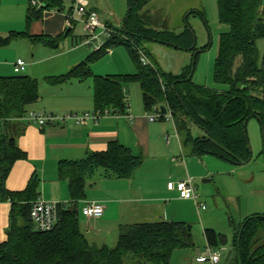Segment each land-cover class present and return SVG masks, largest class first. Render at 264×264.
Wrapping results in <instances>:
<instances>
[{
	"label": "trees",
	"instance_id": "1",
	"mask_svg": "<svg viewBox=\"0 0 264 264\" xmlns=\"http://www.w3.org/2000/svg\"><path fill=\"white\" fill-rule=\"evenodd\" d=\"M152 1L127 0L129 11L124 19L125 28L106 25L115 34L106 39L103 47L66 74L47 77L46 83L61 86L73 80L92 79L95 112L108 111L114 115L125 114L128 109L125 85L137 83L148 112L161 107L171 111L183 149L188 145L194 156L212 155L236 165L249 162L252 156L245 124L258 118L264 131V55L261 58L258 51V42L264 39V0H217L219 22L229 28L221 35L214 68L215 82L228 87L224 92L195 84V72L188 79L192 68L196 69L199 54L193 55V63L181 74H173L159 69L140 48L142 40H151L192 53L198 51L190 28L175 34L145 24L143 13ZM44 5L41 10L29 8L28 22L41 19L46 11L62 12L65 6L64 0H44ZM64 37L10 33L1 43L26 38L34 44L58 48ZM115 46L126 47L137 72L95 76L93 63ZM140 53L151 65H142ZM40 100L37 79L24 75L0 77V202L12 205L7 239L0 244V264H124L130 254L144 264H170L175 251L195 245L187 224L171 221L122 225L114 248L89 243L81 229L83 214L79 208V203L86 199L87 182L100 169L104 170L106 178L129 180L143 164L141 157L116 141L109 144L106 152L89 153L82 160L59 162V177L68 181L72 202L67 209L60 206L53 230L38 232L31 210L39 200L40 179L35 174L25 189L14 192L7 189L13 166L26 160L27 154L19 149L15 140L2 141L1 135L10 121L23 120L27 107ZM164 120L162 117L159 121ZM194 129L201 134L194 136ZM230 222L235 232L234 250L226 264H264V219L256 215L239 225ZM204 236L207 245L214 250L226 239L214 229L205 230Z\"/></svg>",
	"mask_w": 264,
	"mask_h": 264
},
{
	"label": "crops",
	"instance_id": "2",
	"mask_svg": "<svg viewBox=\"0 0 264 264\" xmlns=\"http://www.w3.org/2000/svg\"><path fill=\"white\" fill-rule=\"evenodd\" d=\"M85 1L88 2L89 10L95 11L103 24L114 27L113 24L122 22L115 12L104 7L102 1ZM74 2L75 0H64L65 6L62 12L46 11L41 19L28 22L29 1L17 0L13 6H10L9 14L13 17L11 22L6 25L0 24V48H9L12 44L16 48L20 43L15 44V42L19 40L32 43L26 38H18L10 43L2 44L1 42L7 39L10 33H28L31 37L65 36L58 48L39 44L42 45L43 50L35 51L39 57L36 63L32 64L31 78L39 81L41 100L27 107V114L30 112L67 114L95 111L92 79L73 80L61 86H49L45 81L47 77L66 74L86 61L96 51L90 50L95 43L89 42L88 35L86 41L73 36L77 25L82 24L80 22L69 23L68 14ZM4 53L0 50V56ZM107 56H110L109 60L92 65L95 76L129 75L123 74L125 71L117 67L120 62L118 58L128 62L124 59L122 52L110 50ZM33 58L32 55L31 59ZM44 63L48 65L42 66ZM27 67H30V64L27 63ZM126 87L124 90L128 109L125 114L110 113L98 124L67 123L60 126H47L43 129L30 125L24 120H15L7 124L2 134L8 139L15 140L19 149L27 154L26 160L18 161L13 166L7 179V189L13 192L25 189L29 180L36 174L41 182L39 200L49 203H64L70 206L72 202L68 181L59 177L58 164L62 160L77 161L84 159L89 153L106 152L109 144L115 141L143 159V164L129 180L106 178L103 173L96 182L90 184L88 189L86 186V199L79 203L80 210L88 203H101L105 207L103 217L87 218L84 216L85 222L81 223L82 232L89 243L98 247L117 244L119 229L122 225L139 224L143 222L142 220H149L148 218L165 221L163 216L167 214L166 207H168L163 204L165 198H170L171 203L174 204L191 201L180 199L178 193L168 190L167 186L172 183V178L168 174L167 166L160 162L162 158L169 160L173 154L172 149L176 151L179 147L181 152L185 153L181 139L178 138L176 132V146H171L172 138L165 122H150L148 116L153 112H148L143 104L140 107L138 103L131 101V93ZM179 164L182 163L179 162ZM185 168L188 175L187 167ZM11 207L12 205L8 202H0V244L7 239Z\"/></svg>",
	"mask_w": 264,
	"mask_h": 264
},
{
	"label": "rangeland",
	"instance_id": "3",
	"mask_svg": "<svg viewBox=\"0 0 264 264\" xmlns=\"http://www.w3.org/2000/svg\"><path fill=\"white\" fill-rule=\"evenodd\" d=\"M16 1L0 0V24L6 25L11 22L13 17L9 14V10L10 6H13ZM100 1L103 2L104 7L109 11L115 12L118 19H122L120 24H113L116 28H122L128 11L127 0ZM143 15L146 25L160 31L181 34L190 28L195 35V43L199 52L201 48L209 46L208 50L199 53L193 77L194 83L219 92L228 90L227 86L219 85L214 80V68L218 57L220 38L223 33L229 31L227 26L219 22L217 0H154L148 5ZM77 26L76 31L73 32L74 38L79 40L82 38L81 40L86 41L87 34L84 32V25L78 24ZM18 42L20 44L16 48L13 47L14 44L9 48H0V50L5 52L0 56V77L14 76L15 67H13V64L18 59H23L30 64V67H27L26 71L21 75L32 77V64L36 63L39 57L35 51H38V49L43 50L42 45L38 44L37 46L23 40L16 41L15 44ZM100 44L101 42L95 43L90 50H97ZM139 46L148 54L152 62L166 73L181 74L185 67L193 63L192 59L195 53L192 52L169 47L151 40H142ZM111 50L122 52L125 56L124 59L128 61L118 58L120 62L117 67L121 71H125L123 74H134L137 72L134 61L126 47L115 46ZM258 51L262 58L264 55V39L258 42ZM32 55L34 56L33 59H31ZM109 59L110 56L106 55L93 63V65ZM47 65L48 63L42 64V66ZM126 88L131 93V101L138 103V106L141 107L143 99L139 85L133 82L127 84ZM164 122L169 128L167 131L172 138L173 144L171 146H176L177 136L174 123L171 119H166ZM193 134L198 136L201 132L194 129ZM247 136L252 150V159L243 165H236L212 155L194 156L188 145L184 146L185 153H182L178 147L176 151L172 149L171 153L173 154H171L169 160L167 158L160 159V162L167 166L172 183L177 184L188 177L194 181L199 204L205 207L204 210L198 208L192 200L190 203L181 204L171 203L170 198L163 200V204L168 206L166 207L167 214H162V216L164 215L163 220L185 222L188 229L192 232L195 244L193 247L175 251L170 264H199L197 258L205 256L208 247L204 236V231L207 229H214L218 234L226 237L221 242L220 248L216 250L222 254L220 264H226L234 250L235 232L230 221H234L235 225H239L247 218L256 215L264 216V143L262 125L258 118H252L248 122ZM183 137L185 136L182 135ZM165 145L167 146L166 143ZM179 162L182 164H179ZM185 166L187 167L188 175L185 172ZM103 173L104 170L100 169L96 173L95 178L87 182V189ZM83 217L81 215V223L84 221ZM148 219L142 220V223L161 221L153 218ZM110 245L109 247L114 248L117 244ZM124 264L144 263L141 259L130 254L125 257Z\"/></svg>",
	"mask_w": 264,
	"mask_h": 264
},
{
	"label": "built area",
	"instance_id": "4",
	"mask_svg": "<svg viewBox=\"0 0 264 264\" xmlns=\"http://www.w3.org/2000/svg\"><path fill=\"white\" fill-rule=\"evenodd\" d=\"M30 7L36 10L44 8V0H28ZM69 23L80 22L84 25V31L88 35L89 42L97 43L101 42L100 49L105 44L106 39L112 37L115 32L103 24L99 15L92 10H89L88 2L85 0H75L73 10L68 14ZM97 49V50H98ZM141 63L144 66L151 65L150 60L142 53ZM14 72L16 75L23 74L27 69V63L23 59H18L14 64ZM108 111L101 112H85L75 113L70 112L67 114H56L47 112H30L23 119L30 125L38 126L43 129L47 126H60L67 123H73L75 125H84L88 122L98 124L100 120L109 115ZM162 117L173 121L172 113L167 109V114L163 115L159 108H155L153 113L148 116L150 122L159 121ZM168 190L176 191L180 199L192 200L198 208L205 209V207L199 204L198 195L194 187V181L188 177L181 182L169 183ZM67 209V204L62 203H49L38 200L32 206L31 219L38 232H49L53 230L58 220L59 208ZM105 207L101 203H88L83 209L82 214L87 218H101L104 215ZM222 254L211 247H207L206 255L197 258V262L200 264L210 263L219 264Z\"/></svg>",
	"mask_w": 264,
	"mask_h": 264
},
{
	"label": "water",
	"instance_id": "5",
	"mask_svg": "<svg viewBox=\"0 0 264 264\" xmlns=\"http://www.w3.org/2000/svg\"><path fill=\"white\" fill-rule=\"evenodd\" d=\"M128 11H129V9H128ZM122 28L124 29L125 28V24H123V26H122ZM195 45H196V43H195ZM201 52H203L202 50L199 52V51H197L194 55L195 56H197L199 53H201ZM195 72V68L193 67L192 68V75L188 78L189 80L193 77V73ZM160 111H161V113L163 114V115H166L167 114V108L166 107H161L160 108ZM245 126H247V123L245 124ZM245 134H247V130L245 131ZM1 137H2V141H5V139H6V137H5V135H1ZM248 146H249V150H250V153H251V156H252V150H251V146H250V144H249V141H248ZM246 163H248V162H246ZM243 164H245V163H243ZM243 164H241V165H243ZM263 219H264V216H261ZM241 241V235L239 236V242Z\"/></svg>",
	"mask_w": 264,
	"mask_h": 264
},
{
	"label": "flooded vegetation",
	"instance_id": "6",
	"mask_svg": "<svg viewBox=\"0 0 264 264\" xmlns=\"http://www.w3.org/2000/svg\"><path fill=\"white\" fill-rule=\"evenodd\" d=\"M263 132V137H264V131H262ZM264 143V142H263ZM264 153V152H263Z\"/></svg>",
	"mask_w": 264,
	"mask_h": 264
}]
</instances>
